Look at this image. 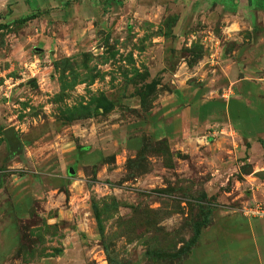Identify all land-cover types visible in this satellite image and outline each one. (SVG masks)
<instances>
[{"label": "rangeland", "instance_id": "rangeland-1", "mask_svg": "<svg viewBox=\"0 0 264 264\" xmlns=\"http://www.w3.org/2000/svg\"><path fill=\"white\" fill-rule=\"evenodd\" d=\"M262 171L264 0H0V264H190Z\"/></svg>", "mask_w": 264, "mask_h": 264}, {"label": "crops", "instance_id": "crops-1", "mask_svg": "<svg viewBox=\"0 0 264 264\" xmlns=\"http://www.w3.org/2000/svg\"><path fill=\"white\" fill-rule=\"evenodd\" d=\"M259 176L264 180L263 171ZM254 197L264 200V194L261 193ZM231 242L233 247L230 246ZM198 251L190 257V264H201L203 259L207 262L214 260V264H220L221 261L224 264H264V219L236 218L227 238Z\"/></svg>", "mask_w": 264, "mask_h": 264}, {"label": "built area", "instance_id": "built-area-1", "mask_svg": "<svg viewBox=\"0 0 264 264\" xmlns=\"http://www.w3.org/2000/svg\"><path fill=\"white\" fill-rule=\"evenodd\" d=\"M250 217H254V216H258V217H262L264 216V210L262 209L261 206H256L253 208H250L248 210V214Z\"/></svg>", "mask_w": 264, "mask_h": 264}, {"label": "water", "instance_id": "water-1", "mask_svg": "<svg viewBox=\"0 0 264 264\" xmlns=\"http://www.w3.org/2000/svg\"><path fill=\"white\" fill-rule=\"evenodd\" d=\"M6 138L13 143V146L16 145L18 148H21L20 142L15 138L13 129L6 131Z\"/></svg>", "mask_w": 264, "mask_h": 264}, {"label": "trees", "instance_id": "trees-1", "mask_svg": "<svg viewBox=\"0 0 264 264\" xmlns=\"http://www.w3.org/2000/svg\"><path fill=\"white\" fill-rule=\"evenodd\" d=\"M37 16H30L28 18H25L24 20H22L23 22H28V21H31V20H34L36 19Z\"/></svg>", "mask_w": 264, "mask_h": 264}]
</instances>
